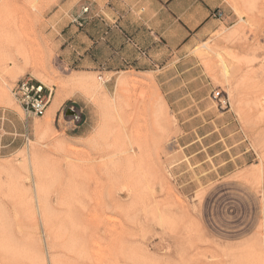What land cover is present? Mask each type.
I'll return each mask as SVG.
<instances>
[{
  "label": "rangeland",
  "instance_id": "1",
  "mask_svg": "<svg viewBox=\"0 0 264 264\" xmlns=\"http://www.w3.org/2000/svg\"><path fill=\"white\" fill-rule=\"evenodd\" d=\"M224 2L196 45L124 62L97 0H0V264H264V0Z\"/></svg>",
  "mask_w": 264,
  "mask_h": 264
},
{
  "label": "crops",
  "instance_id": "2",
  "mask_svg": "<svg viewBox=\"0 0 264 264\" xmlns=\"http://www.w3.org/2000/svg\"><path fill=\"white\" fill-rule=\"evenodd\" d=\"M94 14L100 35L112 38L114 53L123 51V57L114 60L133 62L125 57L128 49L131 55L138 54V60L165 62L169 57L151 58L152 49L162 53L169 47L196 45L227 12L224 0H97L87 16Z\"/></svg>",
  "mask_w": 264,
  "mask_h": 264
},
{
  "label": "built area",
  "instance_id": "3",
  "mask_svg": "<svg viewBox=\"0 0 264 264\" xmlns=\"http://www.w3.org/2000/svg\"><path fill=\"white\" fill-rule=\"evenodd\" d=\"M12 94L24 112L43 116L49 105L51 92L46 93L42 84L30 78H22L12 87Z\"/></svg>",
  "mask_w": 264,
  "mask_h": 264
},
{
  "label": "bare ground",
  "instance_id": "4",
  "mask_svg": "<svg viewBox=\"0 0 264 264\" xmlns=\"http://www.w3.org/2000/svg\"><path fill=\"white\" fill-rule=\"evenodd\" d=\"M16 62V61H15ZM15 66H16V63H15ZM18 68V67H17ZM36 72H37V70H36ZM41 74V73H40ZM40 74H38L39 76H40ZM44 74V73H43ZM36 75V74H35ZM42 75V74H41ZM1 78V77H0ZM75 78H77V76L75 77ZM45 79V78H44ZM118 79V78H117ZM38 80V79H37ZM47 80V79H46ZM72 81H77V79H73ZM124 81H125V79H120V80H118V83H122L123 82V84H124ZM40 82H42V83H44V81L42 80V79H40ZM41 83V84H42ZM47 83V82H46ZM118 83L116 82V84L118 85ZM92 84V83H91ZM43 85V84H42ZM94 85V84H93ZM95 86V85H94ZM85 87V86H84ZM95 88V87H94ZM98 92V91H97ZM54 103V100L52 101V104ZM56 103V102H55ZM51 106V105H50ZM55 106V105H54ZM48 123H49V121L47 122V125H48ZM46 125V127H48ZM50 125V124H49ZM47 129V128H46ZM49 130L51 129L50 127L48 128ZM49 130L47 131V132H49ZM51 135H52V133H51ZM47 136V135H46ZM48 140V139H47ZM53 140V139H52ZM56 140V139H55ZM53 142H55L54 140H53ZM53 142H51V143H53ZM56 144V143H55ZM49 145V144H48ZM57 145V144H56Z\"/></svg>",
  "mask_w": 264,
  "mask_h": 264
}]
</instances>
